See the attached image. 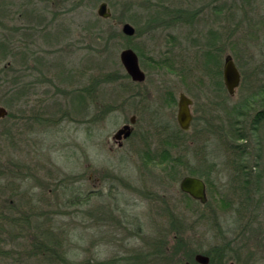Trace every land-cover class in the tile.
<instances>
[{"label":"rangeland","instance_id":"374dc122","mask_svg":"<svg viewBox=\"0 0 264 264\" xmlns=\"http://www.w3.org/2000/svg\"><path fill=\"white\" fill-rule=\"evenodd\" d=\"M0 1V43L13 53L0 58V106L7 110L0 118V210L22 218L18 227L0 229V264H44L26 255L42 228L58 243L57 264H200L197 253L221 244L222 253L207 264H264V200L257 236L228 243L238 231L237 198L209 109L213 99L231 108L263 86L264 0ZM103 1L113 16L97 14ZM126 22L137 36L122 32ZM211 39L222 73L228 54L239 69L234 94L222 73L211 78L193 63ZM125 48L143 57L144 81L122 78ZM179 54L192 69L155 64ZM128 80L137 95L118 98ZM181 92L192 99L188 130L177 122ZM132 116L131 135L113 139ZM177 128L183 143L174 154L209 175L206 205L185 196L181 178L160 183L159 167H141L140 150ZM257 134L264 187V121ZM195 149L206 153L204 162ZM225 197L233 201L224 204ZM168 212L180 219L181 231L171 230Z\"/></svg>","mask_w":264,"mask_h":264},{"label":"trees","instance_id":"16d2710c","mask_svg":"<svg viewBox=\"0 0 264 264\" xmlns=\"http://www.w3.org/2000/svg\"><path fill=\"white\" fill-rule=\"evenodd\" d=\"M41 1L49 2L50 0ZM27 17L31 18L30 16ZM98 20H100V18H98ZM130 21L133 22L134 20ZM0 25L3 26L1 20ZM137 35L138 33L136 31L134 36ZM0 48V58H6L13 55L11 48L8 47L5 42L0 43ZM219 50V46L214 40L211 39L206 42L203 47L197 51V54L193 56L195 67H199L202 72L209 71L212 73L210 75L211 78L215 77L219 79V76L222 73L220 70L221 61L218 56ZM137 51L139 52L138 49ZM139 56L143 59L140 52ZM171 58L172 57L170 56L166 57L161 63L155 61V64L171 71H174V67H176V69H182L183 67L192 69L193 67L192 64L188 65L186 63L182 54H179L176 58ZM174 59H177L178 61L175 62ZM123 77L127 79L130 78L128 74L122 75V78ZM105 78L106 80L108 79V77ZM214 82L216 83L215 85H222L218 80ZM215 85L214 87L211 86L213 91H216ZM135 86V83L131 80H128L125 84H120L119 91L117 92L118 98L123 97L128 91L132 96L137 95L132 91V88ZM169 100H171L172 103L173 98H170ZM213 100L214 101L210 103L209 107L212 111L210 116L212 118L215 117L214 119L218 121L217 125H215L214 132L217 134L221 148L227 155L226 164H228L231 171L232 189L237 198V206L234 208V213L236 214L234 222L237 224L236 227L238 228V231L236 232V237L230 239L228 243L232 241L234 242L240 237L243 239L255 238L257 236V228L254 227V224L259 219L260 213L263 209L262 202L264 200L263 172L259 166L262 158L261 146L263 139L257 134L259 125L264 121V84L256 92L246 95L239 103L231 106V108L226 107L224 101L221 99ZM217 109L219 110V113L215 115L214 111ZM175 132L176 133L172 135L160 138L155 147L140 150L141 153H139V156L141 159V167H143L145 171H150L154 167H159L160 183L164 182V177L173 182L177 179H182L185 175H193L202 178L206 182V185H209V175L205 172L204 168H192L190 167L189 162H186L188 160L181 159L185 157L184 154H174V152L179 150L183 143V138L180 135L184 133L178 128ZM250 143H253L255 147H257L256 155L249 153ZM194 154L201 163L204 162L203 157L206 156L205 152L200 149H195ZM180 166H182V169L179 168ZM208 169H211V166H209L207 170ZM185 196L191 199L188 194H185ZM221 201H223L224 204L229 205L233 201V198L225 197L221 198ZM206 204H208V202L203 205ZM167 215L170 220L169 224L171 230L175 232L181 231V226L179 224L180 219H178L173 212H168ZM199 217L200 220L206 218L203 213H201ZM21 220L22 218L19 216L3 214L0 210V229L2 225L7 226V224L18 227ZM57 247L58 243L51 232L48 231V228H42L35 234V239H33L30 245V250H26V255L30 256L31 254L44 264H57L63 260L60 255L61 253L57 251ZM225 247L224 244H221V246L214 245L204 251V253L209 256L210 263L219 255V253H222V250ZM3 255L5 256L6 254L4 253Z\"/></svg>","mask_w":264,"mask_h":264},{"label":"water","instance_id":"95a60500","mask_svg":"<svg viewBox=\"0 0 264 264\" xmlns=\"http://www.w3.org/2000/svg\"><path fill=\"white\" fill-rule=\"evenodd\" d=\"M97 14L103 18H109L111 12L105 1L101 2L97 9ZM122 32L127 36H132L135 33V28L130 23L126 22L122 26ZM120 61L129 75V77L136 82L144 81L146 78L145 72L141 69L139 64V56L137 52L132 48H125L121 50ZM223 82L225 88L229 94H234L236 88L239 86L241 75L237 65L235 64L231 55H226L223 64ZM192 99L185 93H180L177 101V122L182 130H188L192 121L191 112ZM7 114V110L0 106V118ZM135 122V116H132L129 123L123 124L113 134V139L121 140L129 137L133 131V124ZM120 142V141H119ZM180 190L195 200L200 201L202 204L207 202V185L206 182L193 175H185L179 183ZM195 261L200 264H207L209 262V256L201 253H197L194 257ZM228 264H236L231 261Z\"/></svg>","mask_w":264,"mask_h":264},{"label":"flooded vegetation","instance_id":"af4514ba","mask_svg":"<svg viewBox=\"0 0 264 264\" xmlns=\"http://www.w3.org/2000/svg\"><path fill=\"white\" fill-rule=\"evenodd\" d=\"M186 264H189V263H186Z\"/></svg>","mask_w":264,"mask_h":264}]
</instances>
